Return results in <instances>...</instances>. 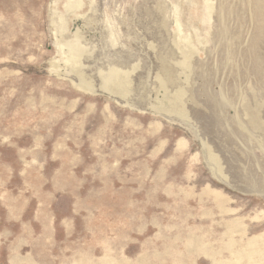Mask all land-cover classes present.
I'll list each match as a JSON object with an SVG mask.
<instances>
[{
	"label": "rangeland",
	"instance_id": "1",
	"mask_svg": "<svg viewBox=\"0 0 264 264\" xmlns=\"http://www.w3.org/2000/svg\"><path fill=\"white\" fill-rule=\"evenodd\" d=\"M0 264H264V0H0Z\"/></svg>",
	"mask_w": 264,
	"mask_h": 264
},
{
	"label": "bare ground",
	"instance_id": "2",
	"mask_svg": "<svg viewBox=\"0 0 264 264\" xmlns=\"http://www.w3.org/2000/svg\"><path fill=\"white\" fill-rule=\"evenodd\" d=\"M72 59H73V60H72V61H73V62H72L73 65L76 64L77 62H76V63L74 62V61H76V58H74V56H72ZM74 59H75V60H74ZM69 60H70V59H69ZM68 64H69V63H68ZM77 65H78V64H77ZM69 66H72V65H69Z\"/></svg>",
	"mask_w": 264,
	"mask_h": 264
}]
</instances>
